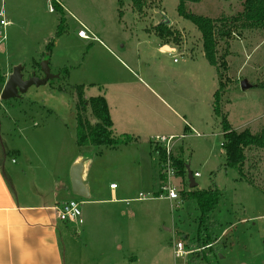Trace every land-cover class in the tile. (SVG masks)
<instances>
[{
    "label": "rangeland",
    "instance_id": "obj_1",
    "mask_svg": "<svg viewBox=\"0 0 264 264\" xmlns=\"http://www.w3.org/2000/svg\"><path fill=\"white\" fill-rule=\"evenodd\" d=\"M243 1L201 0L188 2L187 9L217 19L237 15L243 10ZM178 4L179 0H146L139 11L132 0H0V20L9 21L6 25L0 23V75L22 63L25 77L33 71L43 76L40 65L50 47V67L59 74L46 84L32 85L21 97L0 99V160L7 158V174L11 166L24 170L23 181L34 194L40 187L52 193L55 185L51 178L57 173L67 177V163L73 155L80 153L86 158L88 181L92 188L99 189L98 197L103 200L82 202L83 222L72 223V234L66 238L67 251L72 243L88 242L87 250L92 248L98 256L95 243L108 239L104 242L123 243L124 255L133 247L136 253L146 255L154 246L131 242L158 238V249L153 252L160 253L161 264H190L187 256L176 260L172 248L184 233L189 238L194 236L192 240L197 243L201 211L197 200L184 198L183 193L217 186L222 197L209 218L216 233L228 227L216 247L226 256L223 264L239 258L260 264L264 259V148L245 149L242 172L226 165L221 119L225 117L237 131L249 128L257 133L264 126V28L233 24V33L219 38L217 55L226 61V67L217 69L204 55L201 31L179 15ZM83 25L91 38L79 37ZM161 42L174 44L177 50L173 55L163 52ZM154 75L159 85L153 87L174 103L177 112L157 102L137 81ZM119 79L128 82L121 87L129 97L118 93ZM242 81L250 87L243 89ZM220 82V115L215 114L211 123L213 94ZM80 91L87 98L108 96L113 105V112L111 106L109 111L114 116V134L130 122L137 133L134 135H140L138 142L118 147H80L76 136ZM120 100L134 105L123 102L122 106H114ZM140 101L149 104L151 110H144ZM191 107L193 113H188L192 115L187 119L194 121L200 135L186 138L183 117L187 113L183 109ZM85 115L95 122L90 108ZM170 131L186 135L174 140V152H181L187 172L200 173L195 177L197 186L190 187L188 179L179 178L181 198L137 199L140 192L147 191L138 173L144 166L142 157L146 152L150 156L148 136ZM151 147L153 164L160 168L152 142ZM111 182L117 184L119 194L127 197L120 203L108 200ZM155 189L159 192L160 184ZM90 223L96 229L88 233ZM213 236H209L212 242ZM205 250L195 255L202 256ZM145 260L143 263L149 264V257Z\"/></svg>",
    "mask_w": 264,
    "mask_h": 264
},
{
    "label": "crops",
    "instance_id": "obj_2",
    "mask_svg": "<svg viewBox=\"0 0 264 264\" xmlns=\"http://www.w3.org/2000/svg\"><path fill=\"white\" fill-rule=\"evenodd\" d=\"M9 23V21H7ZM7 23V24H8ZM91 32V31H90ZM92 33V32H91ZM160 49L165 52L167 51L171 55L177 50V46L171 43H163L159 45ZM168 46L169 50H165L164 47ZM205 55V54H204ZM16 65V64H15ZM128 67L127 64H125ZM140 67L142 66L139 65ZM129 69H131L129 67ZM133 71V70H132ZM12 72L5 71L1 75L5 78ZM134 72V71H133ZM144 72V71H143ZM157 76L150 77L149 79L141 77L140 81L141 87L146 90L150 91V95L159 103H164L166 107H170L173 109V112L177 110L174 107V103H171L162 95H160L154 85H157ZM127 81L122 79L118 80V87H116L118 93L122 92L124 96L129 97L130 94L126 89H123L121 86L127 84ZM159 85V84H158ZM124 90V91H123ZM216 92V91H215ZM214 92V94H215ZM213 94V108L211 113V123L215 118V111H214V102L215 96ZM108 102V106H111V112H113V105L109 100L108 96L106 97ZM138 100V99H137ZM139 101V100H138ZM124 100H120V102L114 103V106L118 107L119 105L122 106ZM143 104L144 110H151L149 104H146L144 101H140ZM175 104L178 106V102L174 101ZM127 105H134V102H130L125 100ZM160 108V105H159ZM184 112L187 114L184 115V125L185 129L188 130L186 138L189 136H194L193 130L191 128H196L193 126L187 119V115H192L188 113H193V107L191 109H183ZM110 112V115H111ZM172 112V111H171ZM177 112V111H176ZM130 114H127L129 119ZM114 126V116L111 117ZM128 126L126 128L121 129L119 133L116 132L117 135L122 134H129L132 136L133 140L129 143L138 142V135H134L137 133L133 127H130V122H127ZM139 122L138 125H140ZM77 127V126H76ZM138 129V128H137ZM133 132V133H131ZM115 134V135H116ZM175 135L178 133L174 132H166L160 133V135ZM181 134V133H180ZM153 133H150L148 139H151ZM159 135V134H155ZM127 143V144H129ZM149 143L150 150L149 154L146 152V155L142 157L143 162V169L142 173H138L139 179L144 180L146 188V192L156 191L155 188L161 185V176L159 173L158 165L153 164L152 153L153 149L151 147V140ZM147 143V144H148ZM125 144V145H127ZM121 146V145H120ZM152 149V150H151ZM152 151V152H151ZM181 152L175 153V155H179ZM83 154L77 153V155H73L67 163V177L65 175H54L51 178L52 183L55 185V190L52 193L44 192L40 190V188H36V193L30 192L31 187H28L27 184L23 181V176H25L24 170H19L18 166H11V172L9 174L6 173L5 165L8 163L7 158L3 157L1 159L0 164V264H144L143 261H146L147 257H149V264H161L160 260V253L157 251L153 252L155 248L158 249V238H138V240H133L131 245H152L154 248L152 249L151 254L145 253H136V249L131 248L129 249V254L124 255L122 252L123 250V243L117 242L113 245V241H107L108 239L100 241L96 245V248L99 247L100 254L98 256L94 255L92 248L88 251V242L83 245L81 243H72L70 244V249L67 251V244L66 238L71 236L73 227L71 226L72 223L70 221H64L59 219L57 215V206H60L62 203L73 199V192H72V185H71V177H70V170L72 165L79 160ZM14 160V159H13ZM12 160V161H13ZM40 161H42L40 159ZM92 161V159H91ZM90 161V162H91ZM17 164V161L14 165ZM13 165V164H12ZM89 163H86V171H85V182L88 184L90 189V196L86 200H82V202L86 203H94L95 201H101L102 198H99V189L92 188V185L88 181L89 176ZM154 168L156 170H154ZM55 171V170H54ZM51 172V170H50ZM24 174V175H23ZM188 177V172H187ZM181 178V177H179ZM183 179V178H181ZM188 179V178H187ZM189 181V180H188ZM114 182H111L113 184ZM30 188V189H29ZM35 188V187H34ZM155 189V190H154ZM118 186L116 188H110V195L111 197L108 199L114 203H120L123 199L127 198L124 195L119 194ZM158 190V189H157ZM85 198V197H84ZM211 223L212 221L209 220ZM233 225V224H231ZM228 228V227H227ZM225 228L221 233H216L212 231V228L209 229L210 235L218 234V236H213L215 238L214 242L218 245L222 242L223 236L227 234L228 229ZM96 227L90 223L87 227L88 233L93 232ZM85 234H87L86 229L84 228ZM197 233V232H196ZM194 237V236H193ZM193 237L189 238L188 234H183V239L186 244L187 249L195 248L196 243L194 242ZM220 242V243H219ZM77 244H80L81 247H77ZM115 246V249L112 248ZM106 247V248H105ZM86 250L87 253H84ZM222 249H218L217 255H215L214 250H205V254L202 256L195 255L197 251L193 253L187 254V262L190 264H223V260L225 259V255L220 254ZM200 252V251H198ZM97 254V252H96ZM145 255V256H144ZM174 264H178L175 262ZM230 264H255L250 260L239 258L237 260L232 261ZM260 264H264V259L260 261Z\"/></svg>",
    "mask_w": 264,
    "mask_h": 264
},
{
    "label": "trees",
    "instance_id": "obj_3",
    "mask_svg": "<svg viewBox=\"0 0 264 264\" xmlns=\"http://www.w3.org/2000/svg\"><path fill=\"white\" fill-rule=\"evenodd\" d=\"M201 0H179L177 7L178 13L181 17H184L193 22L201 31L203 38V50L205 57L209 63L219 69L220 67H226V61L219 59L217 55V47L220 37H229L234 30L231 26L236 23H240L241 26L251 27L256 29L264 28V0H244L243 10L237 15L229 17H221L213 19L207 16L194 14L187 9L188 2H199ZM135 9L142 11L145 7L146 0H132ZM167 33L169 30L164 29ZM49 44L48 46H50ZM52 48L50 47L48 52L44 54V58H49ZM6 78L0 75V83L4 84ZM222 84L216 90L214 111L215 114L220 115L219 111V99ZM79 103L77 105V143L80 147L84 146H109L118 147L120 145L127 144L133 140L129 134L115 135L112 129L113 121L110 115L109 106L106 98L103 95L92 96L87 98L83 92H79ZM90 108L92 115L95 118L89 119L85 113ZM222 131L224 136V148L226 156V165L235 167L239 172L243 171V166L246 161L245 149L249 146H256L264 148V126L257 132L253 133L249 128L242 131L233 129L230 122L225 117L221 119ZM1 145V144H0ZM162 158L164 156L163 151L157 150ZM175 166L177 169L178 177L187 180V170L185 161L182 154L173 155ZM1 164V160H0ZM184 198H195L198 203V207L201 211L199 227L197 231V243L196 248L205 247L209 244V250H214L217 255L218 246L217 243L212 242L209 237V229L212 223L210 220V214L217 207L221 200L222 192L217 187H210L209 189H193L187 193H183ZM216 248V249H215Z\"/></svg>",
    "mask_w": 264,
    "mask_h": 264
},
{
    "label": "built area",
    "instance_id": "obj_4",
    "mask_svg": "<svg viewBox=\"0 0 264 264\" xmlns=\"http://www.w3.org/2000/svg\"><path fill=\"white\" fill-rule=\"evenodd\" d=\"M52 9V8H51ZM0 15H3V12L0 11ZM0 23L3 25H6L8 22L2 18L0 20ZM83 34V35H82ZM79 37L88 39L91 38L89 35V29L86 26H82V29L78 31ZM193 130V133L197 136L200 135V133L195 130L194 128H191ZM185 134L180 135H155L151 137V142L154 144L156 151L161 150L164 152V156L161 158L160 154V168L159 173L161 176V185L159 192H140L139 195L136 197L137 199H148L152 197H164L168 198L169 200H177L178 198L182 197V194L180 192V187L178 185L179 183V177L177 175V169L174 162L173 155L174 152V140L176 138H182L185 137ZM200 176L199 172L194 173V178ZM112 188H116L117 184L113 183L110 185ZM81 204L82 201L78 199H70L64 203H62L60 206H57V215L59 219L64 221H70L74 223H82L83 219L81 217L82 210H81ZM180 205V200H178V204ZM207 247H209V244L205 247L201 248H193V249H187L185 241L183 239H178L176 242L173 243V254L176 260L181 259L183 257H186L187 254L193 253L195 251H202L205 250Z\"/></svg>",
    "mask_w": 264,
    "mask_h": 264
},
{
    "label": "water",
    "instance_id": "obj_5",
    "mask_svg": "<svg viewBox=\"0 0 264 264\" xmlns=\"http://www.w3.org/2000/svg\"><path fill=\"white\" fill-rule=\"evenodd\" d=\"M170 22L169 20H167ZM49 58H44L41 62V70L43 76L37 75L35 71L31 72L30 75L25 77L24 75V65L22 63L16 64L12 68V72L8 75L4 84L0 83V98L2 100H8L11 98L21 97L32 85H42L46 84L50 79L59 77V74L52 72ZM242 88L246 89L250 87V84L246 81H242ZM86 158L81 157L77 160L71 167L70 177L72 192L80 197L88 198L90 196V189L88 184L85 182V171H86ZM188 180L190 187L197 186L194 174L190 171L188 172Z\"/></svg>",
    "mask_w": 264,
    "mask_h": 264
},
{
    "label": "flooded vegetation",
    "instance_id": "obj_6",
    "mask_svg": "<svg viewBox=\"0 0 264 264\" xmlns=\"http://www.w3.org/2000/svg\"><path fill=\"white\" fill-rule=\"evenodd\" d=\"M1 99V98H0ZM2 100V99H1ZM9 100V99H8ZM3 101H7V100H3ZM0 109H1V105H0Z\"/></svg>",
    "mask_w": 264,
    "mask_h": 264
},
{
    "label": "snow or ice",
    "instance_id": "obj_7",
    "mask_svg": "<svg viewBox=\"0 0 264 264\" xmlns=\"http://www.w3.org/2000/svg\"><path fill=\"white\" fill-rule=\"evenodd\" d=\"M83 35V34H82Z\"/></svg>",
    "mask_w": 264,
    "mask_h": 264
}]
</instances>
